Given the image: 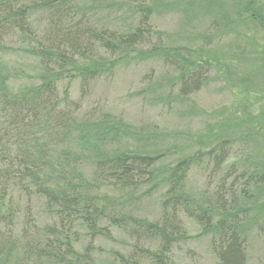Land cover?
Listing matches in <instances>:
<instances>
[{"label":"trees","instance_id":"16d2710c","mask_svg":"<svg viewBox=\"0 0 264 264\" xmlns=\"http://www.w3.org/2000/svg\"><path fill=\"white\" fill-rule=\"evenodd\" d=\"M87 1L0 0V56L23 49L37 57L41 70L39 81L13 92L0 68V264H96L95 241L111 240L113 229L132 243L127 254L114 252L110 264H174V250L190 236L184 217L212 235L218 264H246L250 209L238 198H252L253 186L264 190L263 173L244 167L225 190L219 185L198 200L188 187L189 167L203 158L219 166L225 145L165 165L169 145L150 151L123 143L122 121L84 108L68 89L77 78L82 98L136 49L139 56H159L175 73L170 82L179 85L178 94L187 96L204 83L207 64L189 59L184 48L166 50L143 1L129 4L128 17L136 15V21L128 24L115 22L127 1L102 0L98 11ZM113 8L114 16L107 12ZM247 19L264 31L255 12ZM259 122L264 129V120ZM236 171L231 168L227 177ZM235 183L242 186L239 195ZM159 191L157 218L136 214L137 205ZM36 203L48 219L43 225L35 220Z\"/></svg>","mask_w":264,"mask_h":264},{"label":"rangeland","instance_id":"374dc122","mask_svg":"<svg viewBox=\"0 0 264 264\" xmlns=\"http://www.w3.org/2000/svg\"><path fill=\"white\" fill-rule=\"evenodd\" d=\"M104 1L87 2L96 5L98 11V2ZM125 1L117 13L123 17L115 22L136 21V15L128 17L129 4L143 1L151 8L152 28L161 35L160 42L166 50L184 48L180 51L189 59L207 64L203 69L204 83L187 96H180L179 85L170 82L175 73L163 65L160 57L139 56L134 49L116 65L110 77L93 81L82 98L79 80L74 78L68 88L71 99L80 101L84 108H98L122 121L127 127L123 143L134 148L146 146L150 151L169 145L165 165L197 151L225 145L222 147L227 157L219 166L203 158L189 167L188 187L198 200L214 193L219 185L225 190L244 167L264 174V129L259 127V120H264V31L247 19L253 11L264 23V0L251 1L250 11L243 9L250 0ZM104 9L103 12L107 10ZM107 12L116 15L114 8ZM153 41H157L155 37ZM2 67L4 74L8 72L13 92L39 81L41 74L37 57L23 49L5 50L0 56ZM231 168L237 171L227 177ZM234 187L237 195L242 186L235 183ZM249 191L252 198H238L241 206L250 209L246 264H264V190L253 186ZM159 202L160 191L144 198L135 208L136 214L156 219ZM33 209L38 225L48 222L38 203ZM183 221L190 236L174 250V264H218L212 235L201 234L200 225L191 219L184 217ZM21 225H16L17 231ZM112 232L114 239L95 241L97 264H110L114 252L127 254L130 249L131 238L117 229Z\"/></svg>","mask_w":264,"mask_h":264},{"label":"bare ground","instance_id":"6f19581e","mask_svg":"<svg viewBox=\"0 0 264 264\" xmlns=\"http://www.w3.org/2000/svg\"><path fill=\"white\" fill-rule=\"evenodd\" d=\"M110 238H111V240L112 239H114V235L113 234H110ZM80 247H81V245H80ZM98 246H96V244H95V248H97ZM94 258H95V262H96V257H95V255H94ZM97 264V263H96Z\"/></svg>","mask_w":264,"mask_h":264}]
</instances>
